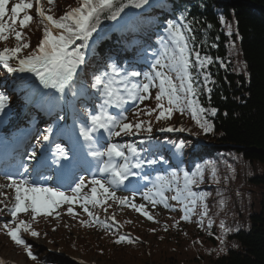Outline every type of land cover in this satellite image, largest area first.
Segmentation results:
<instances>
[{"label":"trees","instance_id":"obj_1","mask_svg":"<svg viewBox=\"0 0 264 264\" xmlns=\"http://www.w3.org/2000/svg\"><path fill=\"white\" fill-rule=\"evenodd\" d=\"M32 3L33 8L28 11L33 16L31 23L23 29L19 28V24L16 25V29L22 31L24 41L30 44V48L23 50L20 55L33 49L36 38H42L43 25L34 10L35 0ZM41 5L46 14H51L54 18H59L66 11L79 6L78 0H54L52 11L48 12L50 6L47 0H41ZM185 9L188 20L193 23L196 44L200 46L201 54L214 59V63L208 68L214 81L208 85L212 91L210 94L202 92L199 97L204 107L217 109L215 117H208L214 130L203 134L192 120L190 112L183 115L174 113L169 121L183 119L182 127L186 131L179 132L180 136L177 138L165 137L160 140L153 139L151 135L152 143L163 145L156 155H163L173 166L176 164L172 155L174 149H169L173 144L184 143L186 147L181 155L183 162L179 167L185 170H192L197 165L204 167L210 162L214 165L219 161L226 166H229L228 162L235 166V169L226 167L227 172H224L226 176L237 179L232 185L234 189L228 191L232 198L229 206L232 217L223 222L227 229L233 231L223 236L224 251L220 252L222 230L219 226L217 238L214 228L203 231L187 222L176 223L178 220L172 215L170 219L160 220L154 211L148 212L155 222L137 213L135 221L117 219L114 225L106 218L103 219L101 213H105L106 209V204H103L96 208L95 216L110 227L88 225L86 222L90 218L83 217L82 221L85 223H82L81 229L85 235L75 239L68 227L60 226L65 231L62 240L68 256H95L99 260H106V264H264V203L261 202V207L257 210L249 195L251 192L255 194V191H261L259 195L264 196V0H149L141 9H125V13L121 14L122 19L119 20L125 22L123 30H117L119 22L102 17L98 32L94 34L96 43L87 56L83 71L79 73L80 82L87 88L88 95L73 97L69 94L66 106L68 120L72 122L74 118L83 119L88 113L95 111L99 93L90 87L95 75L109 70L107 65L110 63L119 67L125 65L126 69L137 68V62L146 59V54L157 51L166 22L176 21ZM221 16L225 18V24L220 23ZM208 24L212 28H207ZM229 24L231 35L227 27ZM0 44L12 48L16 41L10 34L9 39L0 41ZM212 44L216 47H212ZM230 45L234 48V57L228 53ZM221 64L224 66L221 67ZM0 75H4V69L0 70ZM4 77L7 84L16 91L20 81L7 75ZM202 85L203 79L200 77L197 86ZM154 97L155 95L152 96L151 103L153 108L156 103ZM44 108L47 111L52 109V114L47 119L50 121L48 126L62 116L61 106L51 107L45 103ZM145 108L149 109L150 105H145ZM139 110L140 108L133 114ZM133 118L131 122L136 119L135 116ZM140 119L151 120L152 132L155 124L167 122H157L155 116L147 120L141 115ZM139 135L147 137L144 132ZM145 147L147 145L138 142L137 148L141 150L142 156L147 154L142 151ZM165 166L169 171L176 170L169 164ZM113 207L118 211V206ZM30 221L32 220L29 219L28 222ZM51 233L60 236L57 231ZM119 235L128 236L134 242L117 245L114 240ZM0 236L13 246L19 247L6 232L0 233ZM165 242L168 246L166 248L162 246ZM197 246L200 247L197 249ZM34 255L37 259H29L31 264H76L54 256ZM182 255L191 258L185 261ZM0 264L11 263L0 261Z\"/></svg>","mask_w":264,"mask_h":264},{"label":"snow or ice","instance_id":"obj_2","mask_svg":"<svg viewBox=\"0 0 264 264\" xmlns=\"http://www.w3.org/2000/svg\"><path fill=\"white\" fill-rule=\"evenodd\" d=\"M148 3L149 0H78V7L71 8L59 18H54L53 15L46 14L41 0H35V13L43 25L42 38L39 39L38 45L34 49L25 55H20L23 50L30 48V44L24 41L23 33L16 29V25L19 24V28L23 29L33 20V16L28 14V11L33 8L32 0H19V3L11 7L10 17L6 7L9 0H0V41H7L10 34L16 41L14 47H4L3 50H0V66L9 74H31L44 90H50L42 92L29 85L32 90L25 96L26 104L39 103L43 105L46 103L51 107L67 104L69 94L73 97L88 95L87 88L80 82L79 73L83 71L87 56L96 43L94 34L98 32L101 18L119 22L125 9H141ZM47 4L50 6L48 12H51L54 0H47ZM21 14L23 15L21 16ZM220 23L225 24L223 16L220 17ZM227 27L229 35H231V25L229 24ZM207 28H212V25L208 24ZM163 33L164 35L158 41L159 50L151 53L153 57L151 71L141 72L133 69L121 72L114 63H110L107 65L109 70L95 75L90 87L95 89L103 99L100 105L101 110L95 114H89V126L80 129V136L84 140L100 144L103 136H94L93 134L97 132L107 133L109 138L119 137L121 134L139 135L144 132L148 134L147 139L141 140L140 143L147 147L142 151L150 157L155 156L163 145L152 143L151 120L140 119L141 115L151 117L154 113H156L155 120L159 122L170 120L174 113L183 115L185 112H190L192 120L203 134L213 132L214 126L208 117H215L217 109L204 107L199 97L202 92L210 94L212 91L208 85L214 81L211 79L208 68L214 63V59L212 56L201 54L200 46L196 44L197 37L194 35L193 23L188 20L187 9L180 13L176 21L168 20L163 28ZM237 39H239L238 35ZM212 47H216V45L212 44ZM144 51L146 52L147 49ZM139 77H143V82L133 83ZM200 77L203 79L202 87L197 86V80ZM153 88L158 89L154 97L155 107L147 110L140 109L134 113L136 117L134 122H128L127 116L122 114L113 116L107 111L108 108H121L129 100L143 103L150 98V90ZM9 99L8 95L0 92V113H5V109L9 107ZM159 131L184 132L186 129L163 126ZM51 132V128L46 129L48 134L42 136L43 141L49 140ZM185 147L184 143L171 145L169 151L174 149L172 155L176 160L175 166L171 165L163 155H160L159 159L148 158L145 160L141 157V150L131 144L108 143L103 150L99 148L90 150L89 155L93 159H106L102 160L98 168L99 178L93 176L87 182L91 185L88 196H81L82 190L86 187L83 177L79 179L75 187L71 188V195H68L59 188L44 187L37 179H30L37 169L33 166L30 170L27 165L21 163L16 167L14 173H4L9 181L8 185H0V189L8 187L14 189L15 192V204L8 208V214L12 220L0 227L6 230L7 236L15 245L24 248L29 259L36 260L37 257L31 250L32 246L26 243L20 233L21 231L29 232L32 237H38L39 233L31 230V224L25 223L23 220L17 222L18 213L30 212L31 219L35 221L38 216L52 215V212L62 204H68L70 206L67 210L68 214H73L71 205L79 204L83 212L90 218L86 222L88 225L100 224L101 227L108 228L110 226L101 222L89 209V205L99 207L106 204L108 200H113L121 206L134 209L149 221L155 222L154 217L145 210V204H137L127 197L117 196V189L125 186V181L134 174L132 170L143 169L145 164L148 167L169 164L176 170L171 171L167 177L157 176L152 187L143 193L144 201L151 203L153 207L163 205L165 209L175 211L176 209L170 207L166 195L167 192H173L171 200L182 205L180 210L184 214L181 216V220L189 222V214L194 211L198 202L204 208L201 215L207 216L205 201L209 193L194 190L204 182L205 169L200 165L196 166L195 171L179 167L183 162L181 155ZM54 155L56 159L53 160V163L59 164L61 160H69L72 151H66L65 148L57 145ZM27 159L37 163L43 162L35 150L27 154ZM117 161L122 162L118 163ZM60 166L63 167V165ZM209 178L211 181L219 183L215 167L210 170ZM0 195L3 193L0 192ZM2 202L0 201V203ZM109 219L113 221L114 225L116 224L114 217H109ZM173 226L175 227V224ZM210 227L211 221H209ZM219 227L222 230L220 252H223V236L233 230L227 229L224 222H221ZM125 242L131 244L134 241L125 235H119L114 240L117 245Z\"/></svg>","mask_w":264,"mask_h":264},{"label":"rangeland","instance_id":"obj_3","mask_svg":"<svg viewBox=\"0 0 264 264\" xmlns=\"http://www.w3.org/2000/svg\"><path fill=\"white\" fill-rule=\"evenodd\" d=\"M19 3V0H9V4L6 6L8 10V14L10 16L11 12V7ZM36 9V8H35ZM34 9V10H35ZM125 28V22H119L117 26V30H123ZM40 37L36 38L34 41V46L33 49L38 45ZM5 46L0 44V50H3ZM10 48V47H8ZM160 45L158 44L157 50H159ZM228 53L234 57V48L232 45L228 47ZM153 57L151 54H146V59H142L140 62L143 64L144 67L141 70V72H148L151 71V63H152ZM115 64V63H114ZM117 66V65H116ZM121 72H124L126 70H137L136 68H129L126 69L125 65L123 67L117 66ZM3 67L0 66V70ZM4 75H7L10 78H17L20 81V85L16 87V91L13 90L10 86H8L6 82V78ZM4 75H0V92H3L4 94L8 95L10 97L8 104L9 107L6 108L5 114L3 117V121H5V128H11V131H18L20 129H28V125L30 126V130H28V133L26 134V140L24 144H26L27 148L23 152V157L22 159L14 161L15 164L14 168L10 166V169L16 170V167L23 163L24 165H27L29 169L31 170L32 164L34 161H29L27 159V154L31 153L33 150H35L38 154L39 149L41 146L44 145L45 141H43L42 136L46 133V129L51 128L52 132L49 135V148H53L55 145L54 143L61 144L65 149H68V147L63 144V142L68 141V137L73 140L75 137L77 140V147H78V152L80 154V157L83 158L85 161L86 169L84 170L83 174H77L76 178L70 186L64 190L66 194L71 195V188L75 187V184L79 182V179L83 177L85 179V184L86 187L82 190L81 196H88L90 195V187L91 185L88 184L87 182L93 178V176H96L99 178V173L98 171L95 172V175L92 176V173H94V170L92 168L93 163L96 164V170H98L100 163L102 162L103 159L106 158H97L93 159L90 155L89 152L92 149H100L103 150L106 148L108 143H118L121 145H133L134 147L137 148L138 142L141 140L147 139V137H141L140 135H133V136H127L124 134H121L119 137H112L109 138L107 133H101L99 132V135H96L95 133L93 134L96 137L103 136V139L101 140L100 144H96L95 142L92 141H86L84 140L83 137L80 136V129L81 127H87L88 125V116L89 114H95L96 112H99L100 105L102 104V97L99 96L96 98L97 101V107L94 112H90L87 114L86 117L83 119H75L72 122H66L65 120L63 121L60 120L57 123H53L50 126H48V123L50 121L47 120V114L49 112H45L43 109V106L39 103L36 104H26L25 99L23 98L24 95H21L20 92L22 89H25L30 85L31 83V74L28 73H13L9 74L7 71L4 69ZM143 82V77L136 78L133 83H142ZM131 86V85H129ZM50 91V90H46ZM158 91L157 88H153L150 90V98L148 100H145L143 103H140L139 101H132L129 100L128 103L122 105L121 108H108L107 111L112 114L113 116H118L120 114L127 116L128 122H131V119L133 118L134 114L133 112L136 111L138 108L140 109H145L147 110L148 108H145V105H150L152 103V96L156 94ZM63 108L61 109L63 114L66 115V107L65 104L62 105ZM154 114L151 117L144 116L145 119L149 118H154ZM134 119V118H133ZM132 119V120H133ZM163 126H172V127H182L184 126V120L183 119H177L176 121H169L161 123V124H155L154 125V130L151 133L153 136V139H164L165 137L169 138H177L180 136L179 132H161L159 129ZM12 134V133H10ZM148 135V134H147ZM9 136V135H8ZM158 140V141H159ZM69 145V143L67 142ZM58 145V144H57ZM138 149V148H137ZM126 151V149H125ZM145 160L148 158H156L159 159L158 155L150 157L148 154L142 156ZM208 160V159H207ZM19 161V162H18ZM122 162V161H117ZM204 162V161H203ZM229 166H226V164H222V162H216L214 165L210 162L207 163L206 166L202 167L205 169V179L202 184H200V187L196 189L197 191H206L209 193V195L206 197V205H207V216H202L201 213L204 211V208L200 205L198 202L197 205L195 206V209L192 213L189 214L190 219L188 224L194 225L199 227L201 230H211L214 228L217 238H219V229L217 226L220 225L221 222L223 221H228L230 220L231 212H230V203H231V196L228 194V191L231 189H234V185L237 182V179L231 176H226L224 172L226 171V167H229L231 169H235V166L231 162H228ZM215 167L217 170V179L219 180V183H215L210 180V170ZM195 168H192V171H195ZM136 173L133 175V180H132V185L134 187V191L132 193L124 191V190H118L117 189V196L118 197H127L129 200H134L135 203L137 204H145V209L147 211H154V213L157 215V217H160V220L164 219H170V215L173 217H176V219L180 222H185L181 220V216L184 214L180 209L182 207L181 204L178 202L172 201L171 196L174 194L173 192H167L166 195L168 196V203L171 208L176 209L175 211L165 209L163 205H157L155 207L152 206L151 203L146 202L142 199L143 193L147 191L148 188L152 187V183L155 181L157 176H163L167 177L168 174L171 172L169 171L165 164H157L153 167H148L146 164L143 169H135ZM234 174V173H233ZM35 178L38 180L41 186L44 187H52L50 185V181L43 183V178L42 175L38 176H32L30 179ZM9 183L8 179L6 176L0 174V185H5L7 186ZM149 185H145V184ZM53 188V187H52ZM0 192L3 193V195H0V201H3L0 203V209H3V211H0V224L3 225L4 223H7L12 220V217L8 214V208L13 207L15 204V192L14 189L4 187L0 189ZM251 192V190H250ZM259 192L261 191H255L254 193H249L250 195V201H253L254 205L256 206V209L261 207L259 206L260 204L264 203V196L259 195ZM254 194V195H253ZM255 196V197H254ZM222 202V204H221ZM262 202V203H261ZM112 208L113 206H118L117 210L114 209H109L108 207ZM70 206L68 204H62L60 207L56 208L55 211L52 212V215L50 216H38L35 221L31 219V213H18L17 214V222L20 220L25 221V223L31 224V230H35L37 232L42 233V236L38 237H32L29 232H23L21 231L20 235L23 239L27 240L26 243L32 246V251L34 254H36L39 257L43 256H54L57 257L60 260H67V261H72L76 264H106V260H99L95 256L87 257V258H82L78 254H71L68 256L65 251V246H64V241L62 240L65 235L64 229H60L61 225H64L68 227L69 231L71 232V235L73 236L72 238H78V236L85 235L83 232L84 230L81 229V226L83 225L82 219L83 217H88L86 213L83 212L82 208L79 206V204H73L71 205L73 209V214H68V208ZM96 208L93 205H89V209L94 213L96 212ZM258 210V209H257ZM138 212H136L134 209L127 207V206H121L118 205L117 202H114L111 200L110 202L107 201L106 203V211L105 213H101L103 219L106 218L108 221H112L109 219V217H114L115 221L117 219H120L121 221H126V222H132L135 221L136 215ZM138 216V215H137ZM232 217V216H231ZM29 219L32 221L28 222ZM232 220V219H231ZM209 221H211V227L209 228ZM113 222V221H112ZM13 227L15 226L14 224L12 225ZM217 229V230H216ZM62 230V231H61ZM52 231H57L60 236H55L52 234ZM6 232L5 229L1 228L0 233ZM39 233V234H40ZM52 239V240H49ZM172 241V240H170ZM204 241H202L203 243ZM170 243V242H169ZM165 244L166 242L163 243L162 246L165 248L168 247ZM201 246V245H200ZM197 246V249L200 247ZM106 249L109 250V247L106 246ZM105 249V250H106ZM182 250V249H181ZM183 253H186L184 250H182ZM165 256V255H162ZM182 258H184L185 261H188L191 257L190 256H185L182 255ZM0 261L3 263H11V264H31L29 261V258L26 255V252L23 247H16L13 246L11 243L6 241L2 236H0ZM176 262L178 260H175ZM109 264V263H108ZM148 264H154L152 262Z\"/></svg>","mask_w":264,"mask_h":264},{"label":"bare ground","instance_id":"obj_4","mask_svg":"<svg viewBox=\"0 0 264 264\" xmlns=\"http://www.w3.org/2000/svg\"><path fill=\"white\" fill-rule=\"evenodd\" d=\"M32 80H31V83H30V85L32 86V87H34V88H37V89H39L40 91H46V90H44L43 88H42V86H40L39 85V82L38 81H36L35 80V77H33L32 76V78H31ZM31 90H32V88H30L29 86H28V89H27V87L25 88V89H22L21 90V92H20V94L21 95H24V99H25V96L28 94V93H30L31 92ZM6 110V109H5ZM4 114L5 113H0V138H2L3 136H8L10 133H15V131H11V128H5L4 127V123H5V121H3V117H4ZM30 126L28 125V129L27 128H25V130H24V132H27V130H30V128H29ZM96 135H99V132H97V133H95ZM74 139L73 140H71L69 137H68V141L67 142H69V148L68 149H65L66 151H68V150H71L72 151V156H70L69 157V160H75L76 161V163H77V165H78V168H81V169H83L84 170V166H83V163H81L80 165H79V159H78V155H79V152H78V147H77V140H76V138L75 137H73ZM26 143V142H25ZM57 144L60 146V147H63L61 144H59L58 142H57ZM57 144L56 143H54V147L53 148H49V140L48 141H45V143H44V145L43 146H41V148L39 149V153H38V156H45V157H47L48 158V160L50 161V162H52L53 163V160L54 159H56V157H55V153H56V147H57ZM64 144V143H63ZM67 146V145H66ZM26 147V144H23V146L21 147V149L19 150V151H17V152H15V155L13 156V158H11L10 160H9V162L10 163H6L5 165H10L11 163H12V165H13V161H16V160H19V159H22V157H23V152L27 149V148H25ZM24 148V149H23ZM63 148H65V147H63ZM65 161H67L68 162V160H65ZM87 163V162H86ZM55 164V163H54ZM1 166V165H0ZM92 168H93V170H94V173H92V176L93 175H95V172L96 171H98V170H96V164L95 163H93V165H92ZM8 169H10V167L9 168H7L6 170H8ZM2 170H4L5 171V168L4 167H2ZM79 171V170H78ZM133 171V173L135 174L136 173V170L135 169H133L132 170ZM99 173V172H98ZM133 174V175H134ZM133 175H130L129 176V178H128V180H126L125 181V183H128V182H132V180L134 179L133 178ZM132 185V184H131ZM121 188H118V190H120Z\"/></svg>","mask_w":264,"mask_h":264}]
</instances>
